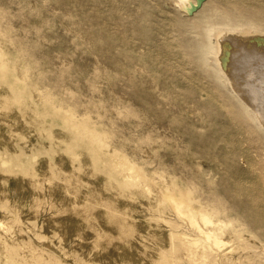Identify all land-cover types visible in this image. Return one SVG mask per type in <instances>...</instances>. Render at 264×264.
I'll use <instances>...</instances> for the list:
<instances>
[{"label":"rangeland","instance_id":"374dc122","mask_svg":"<svg viewBox=\"0 0 264 264\" xmlns=\"http://www.w3.org/2000/svg\"><path fill=\"white\" fill-rule=\"evenodd\" d=\"M191 1L0 0V264L264 263V127L199 53L264 0Z\"/></svg>","mask_w":264,"mask_h":264},{"label":"bare ground","instance_id":"6f19581e","mask_svg":"<svg viewBox=\"0 0 264 264\" xmlns=\"http://www.w3.org/2000/svg\"><path fill=\"white\" fill-rule=\"evenodd\" d=\"M197 1L199 2V0ZM177 4L182 9L184 8V10L191 11V8H194L193 6L196 3L193 4L191 0H177ZM222 19L227 21V25H223L228 27L217 26L222 24V21L219 22L218 20L205 24V43L201 46V49H199L200 57H203L206 53H211L215 57V68L218 77L222 78L227 83L228 88L232 92L234 91L237 96L244 98L247 104L254 106V111L249 112V114L253 119L257 118V123L264 127V102L261 99V93H263V90L261 92V88H264V33L257 31V25L232 20L229 19L228 16H223ZM213 30H215V32L211 33ZM245 30H247V32H245ZM213 39H215V41H213ZM252 80H255V82L257 81L258 87L255 89L256 91L253 90V87H250L252 83L250 81ZM263 185L260 186L261 188L258 191L264 194ZM251 193L252 192H250V195ZM250 195L248 196L250 197ZM260 197H262V195ZM251 198L253 200V197ZM256 198L259 200L258 197ZM253 202L251 203L253 204ZM260 202L262 201L260 200ZM239 216L237 215L241 221L242 218L240 219ZM244 217L246 218V216L243 215L242 221L245 220ZM260 222L259 220V223ZM254 223L250 222L253 227L255 225ZM246 225L250 226L248 223ZM253 227L250 226V229ZM255 228H257V222Z\"/></svg>","mask_w":264,"mask_h":264}]
</instances>
